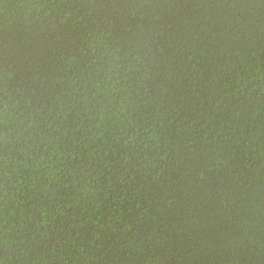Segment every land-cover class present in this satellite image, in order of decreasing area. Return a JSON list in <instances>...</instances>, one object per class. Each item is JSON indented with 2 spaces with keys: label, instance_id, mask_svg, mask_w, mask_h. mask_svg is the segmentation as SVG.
Masks as SVG:
<instances>
[{
  "label": "trees",
  "instance_id": "1",
  "mask_svg": "<svg viewBox=\"0 0 264 264\" xmlns=\"http://www.w3.org/2000/svg\"><path fill=\"white\" fill-rule=\"evenodd\" d=\"M0 264H264V0H0Z\"/></svg>",
  "mask_w": 264,
  "mask_h": 264
}]
</instances>
